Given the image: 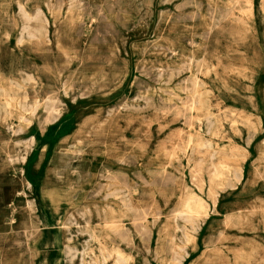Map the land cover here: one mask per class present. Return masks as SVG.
I'll list each match as a JSON object with an SVG mask.
<instances>
[{"label":"rangeland","instance_id":"374dc122","mask_svg":"<svg viewBox=\"0 0 264 264\" xmlns=\"http://www.w3.org/2000/svg\"><path fill=\"white\" fill-rule=\"evenodd\" d=\"M2 88L0 150L12 158L0 157L6 249L23 252L25 201L41 191L24 179L26 160L36 153L31 176L65 179L69 153L80 152L97 158L94 176L71 177L72 207L48 212L79 224L58 252L66 264H95L100 242L123 251L121 264H264V0H0ZM55 106L52 131L28 146ZM62 123L71 124L66 152L45 153ZM187 197L206 216L174 218ZM48 213L33 210L47 231ZM108 213L123 216L122 230L107 228ZM128 234L140 248L131 261Z\"/></svg>","mask_w":264,"mask_h":264},{"label":"crops","instance_id":"0c3cea01","mask_svg":"<svg viewBox=\"0 0 264 264\" xmlns=\"http://www.w3.org/2000/svg\"><path fill=\"white\" fill-rule=\"evenodd\" d=\"M45 117L46 116H44L42 120L38 122V127L40 129H42L41 122L43 121ZM29 137L30 135H28L27 137L28 141H29ZM42 139L43 138L41 137H38V138L34 137L32 145L35 146V144H37L38 142H42L41 141ZM55 142L53 144L45 143L46 146L43 145L42 150L45 151V153H49L51 150L66 152L67 144L63 145L62 144L63 142L57 141V140ZM74 144H75V150H77L76 146L79 143L75 142ZM4 151L6 150H0V157L2 158V160H4L3 159L4 157H6ZM92 151H94V149L91 148L90 152ZM69 155L74 156V160L68 165L65 179L56 177L54 174L51 173L52 171H47L44 176L42 173H38L37 175L31 177L30 181L28 182V186L29 184L32 185L35 182H37L41 186L40 193H38L37 191L34 192L33 203H31L28 200L25 201L24 206L28 213H27V216L23 218L22 223L18 226V230L24 234V238H25L23 241L24 249L22 250L23 251L22 253L28 254V260L26 262H23L20 259V255L22 253H18V252L16 253L14 250L6 249L5 245L9 243L10 239L5 238L2 240V242H0V246L2 248L0 264H51V263L52 264H66L67 260L64 254H61V253L58 254V252H60L59 249H61V247L68 246L73 241L74 235L71 233H69L70 234L69 236L67 235L68 232L70 231L69 228L75 225H79V224L77 222L76 223L74 222L73 224V221L66 222L63 216L54 217L50 215L48 212L51 210L50 208L55 209L58 207H66V206L72 207L73 201L69 199V195L72 193L76 185H75V182H71L72 180L71 177L79 174L80 170H83V169L89 171L92 174V176H94L95 168L93 169V166H95V163L97 161V158L83 157V155L80 152H77V153L73 152L72 154L69 153ZM35 156H36V153H33L32 156L29 158V160H31V165L34 161ZM41 163H42V166L45 165V161L42 160ZM31 165L29 168L30 170H31ZM42 170H43V167H42ZM35 207L42 210L45 216H46V213H48L47 214L48 216L54 217V221H55L54 227L50 228L49 231H47L45 227L47 224H51V223H49L48 221H43L42 219L41 221L38 220V222L34 220L33 210ZM45 208L47 211L44 210ZM65 214H67V212H65ZM70 214L72 215V213ZM105 218H106L105 224L107 225L108 229L114 230V231H120L123 229L124 222L123 220H121L123 218L122 215L108 213L105 215ZM14 225L15 223L12 225V229L16 227ZM127 232H130V231H127ZM49 237L50 239H48ZM127 237L130 238V240H128V244H129V247L131 248V256L126 257L129 260V258H132V257L134 258V256H137L139 254L138 252L140 248L134 243V240L131 239L130 234H128ZM98 239H99L98 237L95 238V240H98ZM100 243L101 245H103L102 242ZM55 251H57V255L56 253H54ZM106 251L107 250L104 246L100 247L101 253H100V256L96 258V260H100L101 264H104L102 263L103 259L105 260L107 259V257L112 258L113 263H114L115 258H116L115 253L116 252L123 253V251L118 248H112L109 252L107 251L108 255L105 256ZM186 257H189V255H187ZM95 264H98V261H96Z\"/></svg>","mask_w":264,"mask_h":264},{"label":"bare ground","instance_id":"6f19581e","mask_svg":"<svg viewBox=\"0 0 264 264\" xmlns=\"http://www.w3.org/2000/svg\"><path fill=\"white\" fill-rule=\"evenodd\" d=\"M241 1V0H240ZM187 7V6H186ZM38 11L40 12V11H42V8L39 6L38 7ZM37 14V13H36ZM26 16V15H25ZM27 17V16H26ZM46 20V19H45ZM186 25V24H185ZM26 26V25H25ZM171 28V27H170ZM14 33V32H13ZM31 33V32H30ZM32 34V33H31ZM28 35L29 37H33L32 35ZM192 39V38H191ZM160 40V39H159ZM173 44V43H172ZM129 52V51H128ZM170 52V51H169ZM219 61V60H218ZM40 62V61H39ZM165 65H167V64H165ZM37 67V66H36ZM43 67V66H42ZM196 67V66H195ZM158 70V69H157ZM162 70V69H161ZM181 70V69H180ZM255 70V69H254ZM53 71V70H52ZM163 72V71H162ZM161 72V73H162ZM32 76V75H31ZM28 77V76H27ZM30 77V76H29ZM38 77V76H37ZM160 77V76H159ZM32 78H33V76H32ZM30 80V79H29ZM27 81V80H26ZM13 82V81H12ZM16 82V81H15ZM41 82V81H40ZM188 82V81H187ZM19 84V83H18ZM21 86V85H20ZM18 88V87H17ZM8 89L9 88H2V89H0V91L2 92V94H4V95H7V92H8ZM64 91V90H63ZM193 91V90H192ZM196 91V90H195ZM65 93V92H64ZM3 95V96H4ZM2 97V96H1ZM7 97V96H6ZM141 99V98H140ZM145 99V98H144ZM5 100V99H4ZM151 100V99H150ZM145 101V100H144ZM148 101V100H147ZM14 102V101H13ZM149 102V101H148ZM199 102V101H198ZM19 104V103H18ZM193 104V103H192ZM200 104V106H203L204 107V103L203 102H200L199 103ZM17 105V104H16ZM198 105V104H197ZM210 105V104H209ZM3 106V105H2ZM18 106V105H17ZM22 106V105H21ZM3 107H5L6 109H12V106H11V104L7 101V102H5L4 103V106ZM37 107V104H36V102L33 104V109H35ZM48 107V106H47ZM76 108V107H75ZM3 109V108H2ZM18 109V108H17ZM203 109V108H202ZM20 110V109H19ZM21 111V110H20ZM32 111H34V110H32ZM113 111V110H112ZM239 112V111H238ZM32 113V112H31ZM231 113V112H230ZM28 114V113H27ZM110 114V113H109ZM232 114V113H231ZM33 115V114H32ZM209 115V114H208ZM222 115V114H221ZM62 116V111H61V109H60V107H53V108H51L48 112H47V115H46V117L43 119V121L41 122V127H42V129H44V126H47L48 125V127H47V130H44V133L40 136V135H38V133L36 134V132H31V131H29L28 133H29V135H30V137H31V139H30V137H29V141H27L28 142V146L29 145H32V143H33V138L34 137H36V138H38V137H41V138H43L44 137V135L46 136V134H49L50 133V131H52V130H50L51 128H52V126H53V128H54V124L55 123H57L58 122V120H59V118ZM223 116V115H222ZM248 117H250L249 115H248ZM221 118V117H220ZM231 118V117H230ZM20 120H21V122H29L30 120H31V118H30V120L28 119V118H24V117H20ZM36 121V120H35ZM198 121H200V120H198ZM216 121H218V122H220L219 120H216ZM17 123V122H16ZM20 123V122H19ZM68 123V122H67ZM70 123V122H69ZM198 123V122H197ZM15 124V123H14ZM34 124V123H33ZM244 124V123H243ZM61 125H63V123L61 124ZM70 126H71V124H69ZM232 125V124H231ZM235 125V124H234ZM64 126V125H63ZM62 126V128H61V126H60V128L56 131V133H53L54 134V140H57V141H61V140H64V137H67V132H66V129H68L67 128V125L66 126H64L63 127ZM29 128V127H28ZM251 128V127H250ZM9 129H12L13 130V124H10L9 125ZM20 129V128H19ZM56 129V128H55ZM252 129V128H251ZM33 130V129H32ZM38 130V129H37ZM50 130V131H49ZM79 130V129H78ZM78 130H74L75 132L73 133V136L74 135H77V132L76 131H78ZM36 131V130H35ZM53 131H55V130H53ZM247 132V131H246ZM256 133V132H255ZM215 134V133H214ZM217 134V133H216ZM70 135V134H69ZM214 136V135H213ZM49 137V136H48ZM51 137V136H50ZM53 137V136H52ZM201 137V136H200ZM217 137V136H216ZM196 138H198V137H196ZM201 139V138H200ZM69 140V139H68ZM43 141H45V140H43ZM47 142V141H46ZM45 142V143H46ZM204 142V141H203ZM203 142H201V144L203 143ZM18 143V142H17ZM24 143V142H23ZM56 143V142H55ZM235 143V142H234ZM20 144V143H19ZM236 144V143H235ZM27 145V144H26ZM203 145H204V143H203ZM198 146H199V144H198ZM239 146V145H238ZM49 147H50V145H49ZM202 147V146H201ZM209 147V146H208ZM25 148V147H24ZM47 149V148H46ZM50 149V148H49ZM233 150H236V149H233ZM20 151V150H19ZM5 152V156L6 157H4L3 159H4V161L5 162H8V164L12 161V158H11V155L9 154V152H6V151H4ZM228 153V152H227ZM235 153V152H234ZM17 154H18V152H17ZM228 154H231V153H228ZM35 155V154H34ZM234 155V154H233ZM227 156V155H226ZM229 156H231V155H229ZM235 156H236V154H235ZM17 157V156H16ZM22 157V156H21ZM234 157V156H233ZM26 158V157H25ZM24 158V159H25ZM23 159V160H24ZM25 161V160H24ZM16 162V161H15ZM200 162V161H199ZM30 165H31V160H26V163H25V167H24V170H23V174L25 175L24 176V178L26 179V181H27V185H28V182L30 181V179H31V177H33V176H31V174H30ZM225 166V165H224ZM181 167V166H180ZM19 168V167H18ZM93 169H94V167H93ZM208 169H209V167H208ZM207 169V170H208ZM245 169V168H244ZM18 170V169H17ZM198 170V169H197ZM15 171V170H14ZM236 171V170H235ZM16 172V171H15ZM21 172V171H20ZM238 172V171H237ZM241 173V172H240ZM254 175V174H253ZM255 176V175H254ZM42 178V177H41ZM112 178V177H111ZM43 180V179H42ZM236 180V179H235ZM258 181V180H257ZM42 182V181H41ZM215 182H217V180L215 181ZM237 182V181H236ZM29 185H31V184H29ZM3 187V186H2ZM109 188V187H108ZM5 189H7V188H5ZM166 189V188H165ZM190 190V189H189ZM5 191V190H4ZM3 192V191H2ZM23 192V191H22ZM18 193V192H17ZM166 193V192H165ZM16 194V193H15ZM173 194V193H172ZM4 195H5V192H4ZM17 195V194H16ZM148 195H149V193H148ZM1 196H3V194L1 195ZM36 196V195H35ZM38 196V195H37ZM4 198V197H3ZM188 198V197H187ZM257 198V197H256ZM194 199V198H193ZM192 198H188V200H187V202H185L184 204H183V208L180 210V211H178L177 212V214H175V216L174 217H176V218H187V219H192V218H194V219H201L202 218V216H206L205 215V213L203 214V215H201L202 213L199 211V210H197V208L198 207H200V204H194L193 205V203L191 204V201L193 200ZM196 200V199H195ZM198 200V199H197ZM196 200V201H197ZM4 201H5V199H4ZM47 201V200H46ZM200 201V200H199ZM6 202V201H5ZM197 203V202H196ZM4 204V203H3ZM2 204V205H3ZM12 204V203H11ZM1 205V206H2ZM43 206V205H42ZM205 206V205H204ZM52 209V208H51ZM5 210V209H4ZM207 210V209H206ZM8 212V211H7ZM240 212V211H239ZM238 212V213H239ZM253 213V212H252ZM231 214V213H230ZM71 215V214H70ZM232 216V215H231ZM11 218H10V225H11V227H12V225L15 223V216L13 215V212H12V215L10 216ZM233 217V216H232ZM240 217V216H239ZM7 218V217H6ZM231 219V218H230ZM184 220V219H183ZM4 221V220H3ZM184 222V221H183ZM194 222V221H193ZM198 222V221H197ZM186 223V222H185ZM189 223H190V221H189ZM189 223H188V225H189ZM8 224V223H7ZM73 224H74V222H73ZM194 224V223H193ZM192 224V225H193ZM196 226V225H195ZM242 226V225H241ZM196 228V227H195ZM66 229V228H65ZM70 229V228H69ZM67 230V229H66ZM186 230V229H185ZM190 230H191V228H190ZM196 230V229H195ZM194 233V232H193ZM85 234V233H84ZM108 236V235H107ZM184 237H185V241H193L194 239H193V236H192V234H191V232L188 230V231H186L185 232V234L183 235ZM69 238H71V237H69ZM89 238V237H88ZM110 238V237H109ZM226 240V239H225ZM217 242V241H216ZM164 243V242H163ZM191 243V242H190ZM134 244V243H133ZM189 245V244H188ZM103 246V245H102ZM135 246V245H134ZM182 246V245H181ZM194 247H195V245H194ZM182 248V247H181ZM180 248V249H181ZM191 249V248H190ZM220 249V248H219ZM177 250H178V248H177ZM182 250V249H181ZM146 251V250H145ZM148 251V250H147ZM182 251H184V249L182 250ZM186 251V250H185ZM89 252V251H88ZM94 252V251H93ZM101 253V252H100ZM112 253V252H111ZM186 254H187V252H186ZM39 255V254H38ZM57 255V254H56ZM97 255V254H96ZM115 255H116V258H115V261H114V263L113 264H121V260H123L124 259V257H123V254L121 253V252H116L115 253ZM180 255V254H179ZM188 255V254H187ZM191 255V254H190ZM81 256V255H80ZM214 256V255H213ZM175 257V256H174ZM180 257H182V255L181 256H179V258ZM103 258V257H102ZM101 258V259H102ZM110 258V257H109ZM184 258V257H183ZM91 259V258H90ZM133 259V257L132 258H129V261H131ZM163 259V258H162ZM171 259V258H170ZM98 261V260H97ZM104 261V260H103ZM96 263V262H95ZM102 263H104V262H102ZM52 264V263H51Z\"/></svg>","mask_w":264,"mask_h":264}]
</instances>
